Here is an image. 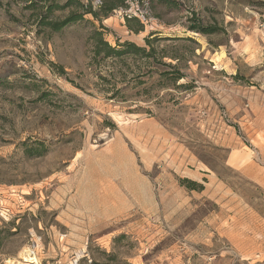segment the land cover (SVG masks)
<instances>
[{
  "label": "rangeland",
  "instance_id": "374dc122",
  "mask_svg": "<svg viewBox=\"0 0 264 264\" xmlns=\"http://www.w3.org/2000/svg\"><path fill=\"white\" fill-rule=\"evenodd\" d=\"M263 27L264 0H0V264H264Z\"/></svg>",
  "mask_w": 264,
  "mask_h": 264
},
{
  "label": "trees",
  "instance_id": "16d2710c",
  "mask_svg": "<svg viewBox=\"0 0 264 264\" xmlns=\"http://www.w3.org/2000/svg\"><path fill=\"white\" fill-rule=\"evenodd\" d=\"M106 5L107 4L105 3L104 6L101 7V11H100V12H103V14L105 16H107V13L111 12L112 10L117 9V5L116 4H110L108 6H106ZM52 9H54V8H52ZM61 9H63V7ZM87 13L92 14L93 17H95V18H99V12H95L92 9H89ZM78 19H81V16L74 17V16L71 15L68 18H66L63 22L57 23L55 25V29L56 30L63 29L66 26H68L70 23L76 22ZM130 21H131V18H127V22H130ZM190 30H193V31L198 32V33L199 32L206 33V31H208V30L201 29V28H199L197 26H190ZM96 39H97L98 47H100L101 45L105 47V55L108 56V57L109 56H119L120 57L123 54H125L126 51H130V50H132V51H134L136 53H141L147 58H150V57L153 56V53H151V54L149 53L148 54L145 49L138 48L134 44H131V43H126L125 45H123V49L122 50L114 49L111 46H109L108 43L104 42V40L102 39L101 34L99 32L97 34ZM146 41L149 44L151 43V41L149 39H147ZM97 54H100V48H97Z\"/></svg>",
  "mask_w": 264,
  "mask_h": 264
},
{
  "label": "bare ground",
  "instance_id": "6f19581e",
  "mask_svg": "<svg viewBox=\"0 0 264 264\" xmlns=\"http://www.w3.org/2000/svg\"><path fill=\"white\" fill-rule=\"evenodd\" d=\"M6 264H40V259L35 252L28 248H24L20 254V260H8Z\"/></svg>",
  "mask_w": 264,
  "mask_h": 264
},
{
  "label": "built area",
  "instance_id": "2783aa9c",
  "mask_svg": "<svg viewBox=\"0 0 264 264\" xmlns=\"http://www.w3.org/2000/svg\"><path fill=\"white\" fill-rule=\"evenodd\" d=\"M263 34H264V27H263Z\"/></svg>",
  "mask_w": 264,
  "mask_h": 264
}]
</instances>
